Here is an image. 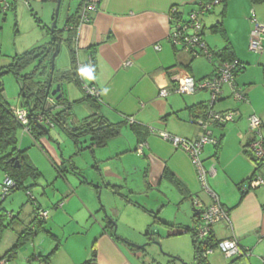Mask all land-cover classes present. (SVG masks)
I'll return each mask as SVG.
<instances>
[{
    "label": "crops",
    "instance_id": "0c3cea01",
    "mask_svg": "<svg viewBox=\"0 0 264 264\" xmlns=\"http://www.w3.org/2000/svg\"><path fill=\"white\" fill-rule=\"evenodd\" d=\"M198 2L199 0H101L98 10L91 13V21L82 25L78 34L80 48L78 59L81 63L88 62L93 46L96 45L95 74L85 73L84 77L87 82L94 83L101 94V112L113 122H120L125 119V116L132 117L135 124L149 131L144 138L145 141L139 144L141 137L139 138L137 133L127 126L119 136L109 140L105 146L91 149L96 168L99 164L98 169H102L101 166L114 169L108 164L130 156L131 150L136 152L138 156L133 155L135 158H131L135 159L134 163L139 162L145 167L147 189H154L155 183L160 186L164 184V181L169 182L171 184L169 188H174L178 198H181L182 206L179 211H182L185 216H193L194 225L190 228H194L198 222V210L193 206V199L198 198L205 205H209L213 202V198L203 190L189 154L164 140L160 132L166 131L180 137L198 139L202 129L192 122L193 115L189 107L200 102L208 104L210 93L201 90L181 99L176 97L175 93L168 97H161L160 90L163 86H171L174 83L175 74L189 72L183 66H177L180 59L186 61L188 58L177 55L169 41L170 9L173 5H178L180 10L188 13L199 6ZM222 10V4L218 3L211 13L205 14L204 18V25L207 32L209 31L206 41L212 49L218 51L225 47V40L220 34L210 30L221 19ZM253 12L260 21H264V3L254 5L250 0L228 2L227 16L223 19L227 38L237 58L246 64L236 76L235 83L242 89L248 100H235L232 97L231 86L228 84L224 86V94L213 108L217 111L234 109L238 112V118L235 122H231L233 124L212 127L213 135L221 142L220 146L207 144L201 156L206 167L215 165L217 168L216 174L209 176V185L227 208L231 222L230 225L225 221L214 225L215 241L234 237L252 253L262 245L261 254L264 256V189L261 188L263 185L256 186L257 183H254V180L250 181L249 178L255 171V164L244 153L252 137L249 116L258 115L264 126V35L261 51H252L249 43ZM157 45L160 49L156 48ZM128 61L132 64L125 65ZM212 72L206 76L211 75ZM189 73L196 79H202L197 78L193 71ZM81 97L70 99L77 100ZM89 108L91 113V107ZM75 117L79 119L77 115ZM121 138H127L128 143L120 141ZM139 148L142 153L138 152ZM121 164L123 165V162L116 169H125ZM261 171L257 173V176L264 178V168ZM166 172L173 174L185 185L186 194L179 191L166 177ZM63 177L66 179V176ZM114 177L122 179L118 174ZM109 181L103 182L106 185L102 188L95 186L96 194L100 190L103 193L108 187L111 189L108 184H112V180ZM241 184L248 187L244 196L239 187ZM68 187L69 191L64 195V199L58 200L50 207L43 206L37 201L38 206L49 211V218L44 226H48L50 233L54 236H50L51 242L47 241L48 244L51 245L54 242L55 246L48 253V246H45L47 242L42 244L34 239L37 234L31 241L32 264H56L54 258L61 251L62 244L60 236L55 235L51 230L54 231V227L66 220L67 223H73L76 220L74 226L78 229L80 224L88 226L92 221L97 224L98 229L95 234L97 238L93 244L97 252H95V258L86 256V260H76L71 263L65 261L64 264H86L88 261L93 263L95 260L98 264H142L140 250L106 231L108 217L107 212L103 211L106 206H100L92 189L82 188L72 182H69ZM1 190L2 184H0V192ZM36 210L37 205L32 210V216L27 223L20 215L21 223L18 222L13 228L15 237L12 244L17 238V231L33 221ZM50 210L54 213L51 214ZM179 211L176 213V218L180 216ZM156 213L159 216V211ZM184 227L183 232H186ZM57 245H59L58 249H55ZM29 251L26 249L25 255ZM238 259H229L218 249L208 253L210 264H230L228 260H231L232 264H256L253 254L249 262Z\"/></svg>",
    "mask_w": 264,
    "mask_h": 264
},
{
    "label": "rangeland",
    "instance_id": "374dc122",
    "mask_svg": "<svg viewBox=\"0 0 264 264\" xmlns=\"http://www.w3.org/2000/svg\"><path fill=\"white\" fill-rule=\"evenodd\" d=\"M8 1L15 3L7 10L0 8V67L8 64L11 61V57L16 53H21L28 48L51 40L50 30L56 10L55 3L44 2L43 0ZM79 2L80 0H62L57 21L59 29L65 28L67 16L75 12ZM184 17L188 18V14L184 13ZM208 24L210 25V23ZM208 34L209 31L204 36L205 40ZM67 35V32H64V38ZM179 54L189 58L188 53L179 51ZM34 65L29 66L26 71H30ZM191 65V70L189 69V71H193L197 78H203L213 71L212 63L204 55L196 56ZM55 67L58 71L70 67V54L65 42L62 43L60 52L56 57ZM183 68L185 67L183 66ZM3 82L5 96L11 106L13 108L21 107L20 85L14 74L6 73L3 77ZM55 87L56 85H54ZM63 91L65 97L69 99L83 96V92L74 82H65ZM174 95L181 99L188 96L176 93ZM73 112L79 119L75 115L72 118L77 121L90 114V108L84 103H78L74 106ZM115 118L119 117L115 116ZM47 127L48 133L41 135L38 140L25 128L20 127L19 129V145L24 149L27 148L28 155L35 166L42 172V176L39 178L38 183L34 185H31L33 183L32 179L26 180L25 184L29 187L28 191L24 188L18 189L11 192L4 201L0 199L6 210L12 214L21 212V217L27 223L32 216V210L38 202L42 203L43 206L50 207L51 204L64 199V195L69 191L68 184L72 182V184L80 185L82 188L92 189L91 191H93L94 197L100 206H106L103 211L107 212V217L115 220L116 236L121 241L124 242L125 240L136 246L145 247L144 251H139L142 264H153L154 260L162 264H170L169 261L172 257L179 258L186 264H196L192 234L183 232L184 226L191 227L194 225L193 216H185L182 211H179L180 206H182L180 204L181 198H178L176 190H173L174 188H169L171 185L169 182L164 181V184L160 186L155 183L157 187L154 185V189L148 190L145 183V167L139 162L134 163L135 156L133 155H138L132 150L130 151V156L119 161L114 160V162L108 164L114 169H106V166H101L102 169H98L99 164L98 168H96L90 149L79 150L73 140L57 125L48 124ZM121 139L120 141H123V143H128L127 138ZM84 140L88 144L89 138ZM122 162L123 165H121L125 169H116ZM62 163L67 170L64 171L66 179L63 176H59L55 166V164L60 166ZM72 165L76 169H73ZM251 169H253V166H251ZM115 174L121 176L122 179L114 177ZM149 175L151 178V173ZM5 177L6 173L0 169V184L4 182ZM107 179L112 180L111 185L120 186L118 192L108 187L103 193L100 190L96 194L95 186L104 187L106 185L104 183L109 181ZM255 179L256 183L259 178L255 177ZM148 182L151 184L150 179H148ZM88 183L92 185L90 186ZM256 186H259V184H256ZM59 187L63 191L59 190ZM261 188L264 189V185ZM144 208L150 211H159L158 218L160 220H157ZM178 211L180 212V218H176ZM50 213L54 212L50 210ZM79 217H82V215H79ZM93 222L88 226L80 224L81 229L80 227L78 229L74 226L76 225V220L73 223H67L66 220L54 227V231L51 230L55 235L60 236L62 244L61 251L54 258L56 264H64L65 261L71 263L76 260H86V256L95 258L97 249L93 247V244L97 238L95 234L98 226ZM48 223L50 222L48 221ZM46 228L50 230L48 226ZM16 229L18 230L19 228L16 226ZM13 231L14 229H8L5 232L0 243L1 254L5 253L13 245V238L15 237V232ZM34 239L42 244L45 241L51 242L50 235L46 231H40ZM45 246H48L49 253L55 243L53 242L50 245L47 242ZM261 246L252 253L256 264H264ZM26 249L30 251L25 255ZM32 249L30 241L20 250L15 259L8 261L6 264H32L30 260ZM93 263L98 264L96 260ZM228 263L232 264L231 260H228Z\"/></svg>",
    "mask_w": 264,
    "mask_h": 264
},
{
    "label": "trees",
    "instance_id": "16d2710c",
    "mask_svg": "<svg viewBox=\"0 0 264 264\" xmlns=\"http://www.w3.org/2000/svg\"><path fill=\"white\" fill-rule=\"evenodd\" d=\"M43 1L53 2L57 4V0H43ZM91 1H95L99 8V4L101 0H80L75 12L67 16L65 28L59 29L58 27H56L53 32H51L50 30V34L52 38L49 42L41 45L33 46L31 48L24 50L21 53H16L11 57V61L8 64L2 65L0 67V151H1L0 169L3 170L7 176L8 175L11 176L16 182L15 186L10 190V192L6 195V197L11 192H14L15 190L18 189L24 188L27 189L28 191L29 187L25 184L26 180L32 179L33 183L31 185H34L38 183L39 178L42 176V172L31 161L27 153V148L24 149L19 145L20 127L25 128V130L29 131L33 135V137L36 140H38L41 135L48 133V127H47L48 124L57 125L73 140V142L79 148V150L85 148L93 150L95 147L105 146L109 140L119 136L122 133L123 129L127 126H129L133 131H135V133H137L139 138L141 137L139 139V144L143 143L145 141L144 138L149 134L148 129H146L145 127L135 124V121L133 123L129 122L128 120L129 116H125L124 117L125 119H123L120 122L111 121L101 112L100 103L102 102V99L100 92H99V96L95 97L94 95L88 93L84 88V83H86L88 86H95V84L92 82H87L86 78L84 77L85 73L79 72V63L81 62L78 59V54L80 48H79V44H76V37L78 34L77 26L80 23L83 9L85 8V5ZM216 1L217 3H214ZM229 1L230 0H199L198 2V3L202 2L203 4L213 3L212 7L208 11H206L205 14L211 13L218 3L219 4L221 3L223 6V10L221 12V19L214 26L211 27V30L210 29L208 30L216 34H220L225 40V47L220 51L212 49L205 40L207 43V47L215 53L214 57L208 59L214 67L213 72L211 75L206 77H211L215 75L219 61L236 62V67L234 69L235 78L246 66V64L243 61L237 58L235 51L227 38L226 29L224 27L223 19L227 16V5ZM250 1L254 5L264 3V0H250ZM14 3L15 2H11L8 8H10ZM174 7L178 9L175 13L177 20L187 21L188 18L184 17V12L180 10V7L178 5H173L171 8ZM8 8L4 10H7ZM196 9L189 11L187 14L189 15V13H191ZM205 14L202 16L203 24H204ZM253 18H256L258 21H260L256 17L254 12L251 17V22ZM54 19H55V12H54L53 20ZM90 21H91V17L88 22ZM260 22H264V21H260ZM252 28H253V22H252ZM64 32H67L68 34L66 38H64ZM206 33H207V28L204 25V29H202L201 31V36L203 39ZM63 42L67 44L69 49L70 67L62 71H58L56 67H54V70L52 71V64L53 62L55 64L56 57L60 52L61 45ZM170 43L174 47L177 55L180 56L179 51H181L182 53H186L182 50L181 47L173 44L172 41H170ZM95 50H96V45L93 46V50L91 51L90 56L88 58V60L91 59V64L93 65L92 71L89 72V74L91 75L95 74L94 73L95 64H96ZM197 52H199L200 54L203 53L201 50L200 51L197 50ZM54 54L56 55L53 61ZM188 57L189 58L186 61L180 59V61L177 63V66H181V67L184 66L188 71L189 69L191 70V64L195 56L189 55ZM32 64H35L34 67L30 71H26V69ZM6 73L14 74L15 78L17 79V82L20 85V96L22 100H21V107L19 108H25L28 111V124H23L21 122V120L16 114L17 108H13L5 96L3 77ZM263 74H264V69H263ZM51 78H52V89H55L54 85L61 84V93L63 94V96L59 100L56 99V96L49 95L47 97L48 83ZM65 82L76 83V85L83 92V96L77 100L66 98L63 91V84ZM173 85L174 83L171 84L170 87H173ZM78 103H86L87 105H89V107H91L92 111L83 119L76 121L73 119L74 118L73 116L75 115V113L73 112V108ZM213 107L214 104L211 101V97L208 104L204 102H200L190 106L189 111L193 115L192 122L198 124L199 120H207L211 111L214 110ZM231 110L236 111L234 109ZM38 115H42L43 117H45L46 122L45 121L40 122L38 119ZM215 125H225V124H218V123L213 124L211 126V131H212V127ZM85 138L90 139L89 144H86V140H84ZM252 141H253V135L244 149V153L255 164V171L253 172L252 176L249 179L250 181L253 180L255 181L256 180L255 177H257L261 180H264V178L257 176V173L262 172L261 170L264 168V157L257 158L255 156V154L251 149ZM220 143L221 142L217 139V144L214 145L220 146ZM263 144H264V128H263ZM55 166L59 176H65V172H64L66 170L64 168L65 166L64 165L59 166L58 164H55ZM72 166L74 167V165ZM74 169L76 168L74 167ZM166 177L177 187L179 191H181L183 194H186L187 190L185 185L180 180L176 179L173 176V174L166 172ZM243 185L244 184L239 185L242 192V196H244L245 193L247 192V189H243ZM108 186H110V188L113 189V191L118 192V188H119L118 186L110 185V184H108ZM0 199L1 201H4L5 199V198L3 199L2 190L0 194ZM2 203L3 202H0V243L3 240V236L8 229L15 228V225H17L18 222L21 223L20 220L21 212L12 214L3 207ZM41 210L48 211L47 209H43L41 206H38L37 204V210L35 212L33 221L30 223V225L24 226L22 230L17 231V238L15 240V243L5 253L3 254L0 253V261L7 260L8 262L15 259L18 256L20 250L24 248L30 241H32V239L40 231H46L50 236L54 237L53 234H51L50 231L47 230L46 227L44 226L49 216L47 218L39 217V213ZM147 212H149L152 216L157 218V220L159 219L158 213L151 211H147ZM114 221L115 220H113V218H108L107 227H105V229L106 231H109L112 235L116 236L115 234L116 224ZM196 226L194 228L184 227L186 232H190L192 234L194 260L196 264H210L208 260L207 250L209 247L212 246L215 247L216 243H218L219 241H215L213 234L209 236L208 241H200L197 238ZM58 246L59 245H57L55 249H58ZM136 248L142 251L145 250L144 246L136 247ZM169 263L186 264L181 259L174 257L170 259ZM86 264H92V261H88L86 262ZM153 264H162V263L154 260Z\"/></svg>",
    "mask_w": 264,
    "mask_h": 264
},
{
    "label": "built area",
    "instance_id": "2783aa9c",
    "mask_svg": "<svg viewBox=\"0 0 264 264\" xmlns=\"http://www.w3.org/2000/svg\"><path fill=\"white\" fill-rule=\"evenodd\" d=\"M30 1V0H28ZM214 3H217L214 2ZM213 4V3H212ZM212 4L199 3L196 10L192 11L188 15L187 21H178L176 17L177 8L170 9V20H171V32L169 40L173 44L182 48V50L189 55L199 56L204 55L210 59L214 57L215 53L207 47L205 39L201 36V31L204 29L202 16L208 11ZM10 6L8 0H0V8L6 9ZM98 10V5L95 1L88 2L82 12L80 23L77 26V32L79 31L86 22L90 20L91 13ZM176 20V22H175ZM253 28L250 32V43L249 47L252 51H261L262 49V37L264 35V22L258 21L253 18ZM76 37V44H78L79 35ZM157 49L160 47L157 45ZM197 50H201L203 53L200 54ZM216 57V56H215ZM131 61L125 63V65H131ZM236 62L234 61H219L218 68L214 76L206 77L203 79H195L189 72L174 75V85L170 87L168 85L163 86L160 90L161 97H168L172 93L181 95H191L201 90H206L210 93L211 101L215 104L224 94V85L228 84L232 88V97L238 101H247L248 98L244 94L241 88L235 83L234 69ZM93 69L91 59L88 63H79L80 73H89ZM86 91L95 97L99 96V90L96 86H88L84 83ZM16 114L23 124H28V111L25 108H17ZM238 118V112L233 110L227 111H211L207 120H199V127L202 129V134L198 139H189L171 134L166 131L160 133L161 137L172 143L176 148H181L186 151L197 171L199 181L204 191L211 195L213 202L209 205H205L200 199L195 198L193 200V206L198 210V222L196 226L197 238L200 241H208L210 235L213 234V227L215 224L221 221H225L230 225V216L227 208L220 202L216 193L211 189L209 185V176H214L217 172L215 165L206 168L202 160V151L207 144H217V138H215L211 131V126L215 123L227 124L235 122ZM40 122L45 121V117L38 115ZM129 122L133 123L132 117L128 118ZM46 122V121H45ZM249 129L253 135V141L251 149L257 158L264 157V144H263V122L262 119L252 114L249 116ZM138 152L142 153L141 148ZM15 180L11 176H7L4 179L2 185L3 199L10 190L15 186ZM255 183V181H254ZM257 184L264 185V180L258 179ZM248 187L243 185V189ZM49 216L48 211L41 210L39 213L40 218H47ZM218 249L223 252L224 256L233 258H250L252 252L249 249L243 247L239 241L234 238H227L220 240L216 243L215 247H209L207 253H211ZM7 260L0 261V264H6Z\"/></svg>",
    "mask_w": 264,
    "mask_h": 264
},
{
    "label": "water",
    "instance_id": "95a60500",
    "mask_svg": "<svg viewBox=\"0 0 264 264\" xmlns=\"http://www.w3.org/2000/svg\"><path fill=\"white\" fill-rule=\"evenodd\" d=\"M61 5H62V0H57V4H56V10H55V19H54V22H53V25L51 27V32H53L55 30V28L57 27V21H58V17H59V13H60V8H61ZM55 55L53 56V61L55 59ZM54 67H55V64L53 62L52 64V71L54 70ZM51 95V96H56V99L59 100L63 94L61 93V84H57L55 89H52V78L50 79L49 83H48V90H47V97ZM47 101H48V98H47ZM124 242L132 247H139V246H136L130 242H127L124 240ZM238 260H245V261H248L249 262V258H239ZM93 264H96V263H93Z\"/></svg>",
    "mask_w": 264,
    "mask_h": 264
}]
</instances>
